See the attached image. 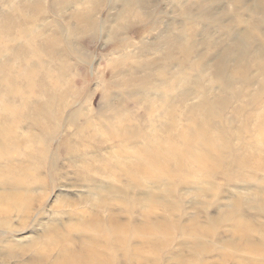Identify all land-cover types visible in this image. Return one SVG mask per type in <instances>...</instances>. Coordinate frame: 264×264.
<instances>
[{
	"label": "rangeland",
	"instance_id": "obj_1",
	"mask_svg": "<svg viewBox=\"0 0 264 264\" xmlns=\"http://www.w3.org/2000/svg\"><path fill=\"white\" fill-rule=\"evenodd\" d=\"M0 264H264V0H0Z\"/></svg>",
	"mask_w": 264,
	"mask_h": 264
}]
</instances>
